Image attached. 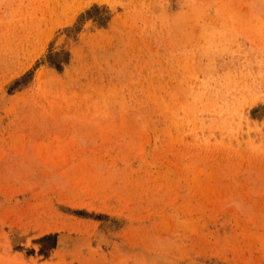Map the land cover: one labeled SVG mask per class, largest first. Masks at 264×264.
<instances>
[{"label": "rangeland", "instance_id": "1", "mask_svg": "<svg viewBox=\"0 0 264 264\" xmlns=\"http://www.w3.org/2000/svg\"><path fill=\"white\" fill-rule=\"evenodd\" d=\"M0 264H264V0H0Z\"/></svg>", "mask_w": 264, "mask_h": 264}, {"label": "trees", "instance_id": "2", "mask_svg": "<svg viewBox=\"0 0 264 264\" xmlns=\"http://www.w3.org/2000/svg\"><path fill=\"white\" fill-rule=\"evenodd\" d=\"M100 8H101L100 5L95 4V5H93L91 8H89V9L87 10L86 14H87V15H92L91 13H92L93 11H95V10L97 11V10H99ZM104 8H105V6L103 7V9H104ZM86 14H85V15H86ZM82 17H84V14L82 15ZM56 54H58V53L55 52V53H50V54H49V62H50L51 64L55 65L56 67L61 68V67H62V63L59 62V61H57V60L55 59V57H54ZM66 54L69 55V52L66 53ZM66 59H67V58H66ZM68 59H69V58H68ZM25 77H26V76L17 79V80L15 81L14 85L17 84V83H20L21 80L25 79ZM56 236H57L56 233H54V234L50 233V234H46V235H44V236H42V237L40 238V242L42 243V246H41V248H40V251H41L42 253H44L45 255H48L49 249L55 247L56 242H57V238H56ZM45 241H50V242H51L50 245H46V244H44Z\"/></svg>", "mask_w": 264, "mask_h": 264}]
</instances>
